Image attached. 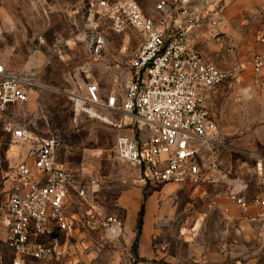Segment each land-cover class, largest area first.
I'll list each match as a JSON object with an SVG mask.
<instances>
[{"label":"rangeland","instance_id":"obj_1","mask_svg":"<svg viewBox=\"0 0 264 264\" xmlns=\"http://www.w3.org/2000/svg\"><path fill=\"white\" fill-rule=\"evenodd\" d=\"M136 1L147 15L157 16L160 0ZM237 1L223 6L220 19L200 20L190 36L207 60L228 73L207 102L217 116L216 140L222 144L214 149L218 174L227 170L228 176H220L215 184L194 185L143 183L138 168L114 155L119 134L136 136L131 118L77 102V96L84 94L87 79L81 69L86 66L103 94H125L129 60L140 40L136 31L118 34L107 24L103 54L92 60L84 31L86 0H0V62L34 81L29 103L0 116V205L14 156L7 127L23 123L35 137L59 140L58 160L76 184L88 185L92 176L99 178L100 185L86 201L71 191V212L94 205L126 221L120 197L141 189L143 205L135 232L138 238L149 201L156 253L150 264H264V207L253 205L243 213L228 196L238 193L252 203L264 195V67L254 66L264 44V3ZM149 134L144 130L141 137ZM259 159L261 171L256 168ZM224 208L230 212L223 213ZM71 236L85 241L82 254L90 258L84 263L77 257L76 264H139L123 251L122 235L110 238L81 227ZM13 256L0 239V264H11Z\"/></svg>","mask_w":264,"mask_h":264},{"label":"built area","instance_id":"obj_2","mask_svg":"<svg viewBox=\"0 0 264 264\" xmlns=\"http://www.w3.org/2000/svg\"><path fill=\"white\" fill-rule=\"evenodd\" d=\"M228 1L160 0L153 17L136 0H86L84 31L90 59L97 60L103 54L107 24L114 33L132 29L139 35L129 60L125 94H103L86 66L81 72L87 82L77 102L131 118L137 137L119 134L114 155L138 168L143 183L215 184L220 176H228L227 170L218 174L214 149L222 144L216 140L217 116L207 105L228 73L190 42L198 22L220 19ZM254 66L257 70L264 67V44ZM33 86L27 73L12 72L0 62V116L29 103ZM117 126L123 129L124 124ZM7 130L12 143L21 146L13 154L0 205V222L7 229L5 242L14 254L11 264H27L29 260L76 264L87 245L76 241L72 232L84 227L110 238L124 233V219L116 214H105L94 205L80 213L69 210L71 191L86 201L101 182L92 176L88 185L76 184L58 160L60 142L56 137H35L23 123L12 122ZM144 130L150 133L148 137H141ZM25 146L28 149L24 152ZM256 168L262 170V161H257ZM228 196L243 213L253 205L264 207V195L252 203L238 193L229 192Z\"/></svg>","mask_w":264,"mask_h":264},{"label":"crops","instance_id":"obj_3","mask_svg":"<svg viewBox=\"0 0 264 264\" xmlns=\"http://www.w3.org/2000/svg\"><path fill=\"white\" fill-rule=\"evenodd\" d=\"M239 1L240 0H238L236 3L239 4ZM249 2L253 4L261 2L264 3V0H249ZM119 203L126 210L127 218L126 221L124 219L125 230L122 234L124 240L123 251L125 252L126 256H132V260H138L139 264H150V261H152L156 257V253L151 239L149 222L151 210L149 201H147L145 206V215L138 238L135 229L137 226L139 211H141L143 205V194L141 192V189L136 188L124 192L120 197ZM222 211L223 213L230 212V210H226V208L222 209ZM6 232V227L0 222V239L6 241ZM87 256L88 255L84 256L82 253H80L78 255V260L84 261V263H86L88 259H90L87 258Z\"/></svg>","mask_w":264,"mask_h":264},{"label":"bare ground","instance_id":"obj_4","mask_svg":"<svg viewBox=\"0 0 264 264\" xmlns=\"http://www.w3.org/2000/svg\"><path fill=\"white\" fill-rule=\"evenodd\" d=\"M79 102L80 101H78V104H79ZM21 149V146H18V145H12V152H13V154L15 153V152H17L18 150H20Z\"/></svg>","mask_w":264,"mask_h":264}]
</instances>
